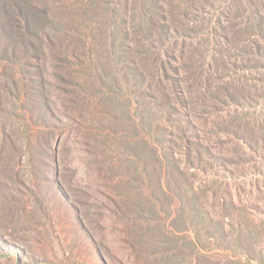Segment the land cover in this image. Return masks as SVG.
I'll return each mask as SVG.
<instances>
[{"label":"rangeland","instance_id":"1","mask_svg":"<svg viewBox=\"0 0 264 264\" xmlns=\"http://www.w3.org/2000/svg\"><path fill=\"white\" fill-rule=\"evenodd\" d=\"M45 2L59 41L40 64L64 122L56 208L51 224L35 202L0 197V264H264V36L250 35L248 0H174L155 47L135 41L137 0L121 16L119 0ZM20 26L0 13L1 37L22 41ZM153 50L165 65L141 82L132 63ZM22 96L2 102L21 151L0 156V181L17 189L46 183L44 134L34 148L25 138L46 129L22 116Z\"/></svg>","mask_w":264,"mask_h":264},{"label":"trees","instance_id":"2","mask_svg":"<svg viewBox=\"0 0 264 264\" xmlns=\"http://www.w3.org/2000/svg\"><path fill=\"white\" fill-rule=\"evenodd\" d=\"M137 1L144 7L145 19L141 23L143 37L141 36L135 41L138 42L140 46H149L150 43L155 47L159 41L154 35L158 25V28L161 29L163 34L169 35V27L159 19L162 15L160 12L166 13V9L174 6L176 2H174V0ZM205 1L207 2V0ZM119 2L120 5H117L118 8H120L121 16L123 12H125L124 8H128L130 0H119ZM248 3L251 6L250 16L252 18L251 20V18L248 17V22L252 21L253 23H250V26L256 30L250 35L264 36V9L258 11L259 4L263 3L264 6V0H248ZM105 4L111 3L102 2V6H105ZM188 5L190 4L187 3L185 6L188 7ZM190 7L198 8V5L194 3L191 4ZM253 7L255 8L254 11ZM0 13L7 16L10 21L16 20L17 26L19 23L21 24L19 33L21 32L24 38L22 41H17L11 37V34H2L3 37L0 35V63L4 68L8 67L12 69V71L7 72V75L4 72H0V156L4 157L12 148H15L18 152L21 151V148L16 146L17 143L13 137L14 131L10 130L11 121L17 111L15 107L11 105L8 107H6V104L2 105L3 94L5 97L16 94L15 98L22 103L23 96L21 97V94L24 91L25 97L27 98L26 102H24L26 103L24 110L29 112V118H27V113L22 116L29 119L31 123L44 126L46 129L45 131L38 127L39 130H41L39 134H37V132L36 134H32L33 131L38 128L32 129L25 137L27 140L26 148H34L36 142H38V138L44 134V136L40 137L42 142V146L40 147L43 148L42 155L45 161L42 163L40 172L45 174L46 183L42 185L44 182H39V179H34L31 184L22 183V186L17 189L7 181H0V197H6L10 202L18 201L22 205L35 202L42 211L48 210L49 208L54 209L56 206H52L51 199L56 192L53 190L56 186L52 184V179L48 173H50L54 167L56 170L57 167V159H55L56 155L54 151H56L55 145L58 140V135H56L57 133H55V130L63 129L64 122L54 113H51V107L47 101L49 100L46 88L47 79L43 72V66L40 64L45 52L47 50H55L57 45L56 42L59 41L52 20V8L45 0H38L37 4L33 0H5L3 7L0 9ZM18 17L20 19H18ZM46 30H48V32H46ZM33 38L36 41H33ZM260 41L261 44H264L262 42L264 38ZM258 43L260 44L259 41ZM141 53L142 51L140 54ZM142 59L143 62L141 63L140 61L137 63L136 60L132 63L133 73L137 75V77H141V82L147 77L145 71L148 65L159 66L160 63L163 64V66L165 65L160 53H155L154 50L151 53V57H144ZM32 89L34 90L32 91ZM0 164H2L1 161ZM45 214L50 221L53 220L48 213L45 212ZM50 223L52 224V221ZM4 246L10 248H6L9 252H13L11 251V246L15 247V245L8 242H5ZM8 258L12 259L11 255ZM22 261L23 260H20L19 257L17 258L18 264H21Z\"/></svg>","mask_w":264,"mask_h":264}]
</instances>
